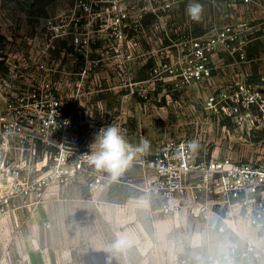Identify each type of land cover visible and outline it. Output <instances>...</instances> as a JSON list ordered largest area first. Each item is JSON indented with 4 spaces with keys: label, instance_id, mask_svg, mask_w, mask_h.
I'll list each match as a JSON object with an SVG mask.
<instances>
[{
    "label": "rangeland",
    "instance_id": "374dc122",
    "mask_svg": "<svg viewBox=\"0 0 264 264\" xmlns=\"http://www.w3.org/2000/svg\"><path fill=\"white\" fill-rule=\"evenodd\" d=\"M178 1L169 7L161 0H0V153L7 164L19 165L14 175L0 170V264H143L147 259L141 256L162 245L175 253L179 246L199 254L223 251L224 233L197 224L186 208L177 221L161 210L157 223L147 215L109 222L101 205L129 187L104 179L106 190L91 189L87 173L96 169L89 162L87 172L74 179L38 182L62 141L67 117L80 149L92 153L100 128L116 123L129 138L136 121L150 129L160 125L171 81L195 82H183L191 40L179 35L177 43L165 42L183 23L192 26ZM150 11L164 15L129 37L120 17L141 18ZM245 40L239 31L235 45ZM251 44L256 53L258 40ZM56 101L59 110L53 112ZM263 101L249 107L262 112ZM253 118L257 123V114ZM43 128L46 140L40 138ZM249 131L255 139L264 137V130ZM246 148L251 154L264 146ZM117 232L126 233L131 244L113 254L106 249Z\"/></svg>",
    "mask_w": 264,
    "mask_h": 264
},
{
    "label": "crops",
    "instance_id": "0c3cea01",
    "mask_svg": "<svg viewBox=\"0 0 264 264\" xmlns=\"http://www.w3.org/2000/svg\"><path fill=\"white\" fill-rule=\"evenodd\" d=\"M207 2V5H204L206 16L199 22L203 33L231 25L238 28L246 40L241 47L234 44L237 48L234 52L219 48L209 63L210 75L202 80L189 85L171 81L165 95L166 102L161 105L162 124L156 122L150 129L148 125L136 121L130 126L129 138L123 133L129 144L139 146L143 140H147L150 147L145 152L134 154L130 166L117 179L112 180L108 173L103 172L105 179L114 181L117 186L129 187L126 193L119 188V198H113L101 205L108 211V221L113 224L123 222L128 215L132 220H139L147 215L150 221H159L157 215L162 210L164 198L155 191L154 173L147 169L145 161L154 156L166 139L195 138L198 144V160L229 157L233 161L264 163V149L250 154L246 148L250 145L264 146V137L255 139L249 131L252 128L264 130L262 112L236 100L242 99L247 89H259L264 94V0L238 3H232L231 0ZM255 40H258L259 44L257 52L253 53L251 43ZM195 98H202L198 107L193 103ZM210 98L214 99L211 103ZM255 114L259 117L257 123L253 118ZM121 128L125 130V127ZM138 183L143 186H137ZM105 187L106 185H103L97 190L103 192ZM135 187L141 189L142 197L137 196ZM207 203L212 213L209 219L192 213L191 215L197 224H200V220L207 225L213 220H218L231 227L223 235L220 251L230 239L237 237V233L258 236L256 231L245 229L247 218L244 215L245 209L240 204H228L217 199ZM179 216L180 213H177L172 215V218L177 221ZM181 219L184 217L181 216ZM191 238L192 235L190 239L183 237V240L190 241ZM163 247L164 245L158 250H147L141 256L147 259L143 264H175V251ZM177 251H182V247L179 246Z\"/></svg>",
    "mask_w": 264,
    "mask_h": 264
},
{
    "label": "built area",
    "instance_id": "2783aa9c",
    "mask_svg": "<svg viewBox=\"0 0 264 264\" xmlns=\"http://www.w3.org/2000/svg\"><path fill=\"white\" fill-rule=\"evenodd\" d=\"M170 1L161 0L169 7ZM180 1L182 0L178 2ZM240 1L250 0H231L232 3ZM155 14L160 18L164 15L162 12ZM238 34V28L225 25L190 38L192 51L187 61L188 68L184 73L183 82L199 81L209 76L211 56L221 45L231 52L237 51L234 44ZM243 42H240L239 47ZM263 97L261 90L247 89L244 97L236 100L250 106L258 103L259 100L263 101ZM212 100L214 99L210 98L209 103ZM57 105L56 101L53 112H58ZM261 109L264 113L263 106ZM66 120L70 123L65 124ZM66 120L61 127L62 141L56 145L53 161L38 179L41 186L49 185L54 181L74 179L86 171L85 165L91 153L80 149L79 137L74 131L73 121L70 117ZM44 130L45 128L40 134L42 140L48 139L42 137L45 135ZM192 141L196 142L195 138L166 139L154 156L145 161L146 167L154 173L155 191L164 198L162 211L165 214H177L186 208L194 215L203 216L207 220L212 216L208 208L209 201L217 199L228 204H240L245 209L244 215L247 218L245 229L256 231L258 236L237 233V237L230 239L219 253L199 254L177 251L174 256L175 264H200L198 257L204 261V264H212L213 260L218 264H264V165L233 161L229 157L198 160L196 148L189 147ZM5 160V156L0 153V170L6 175H14L19 165L15 167L7 164ZM87 177V184L91 189L104 184L103 172L90 170ZM209 226L224 234L231 228L218 220L211 221ZM209 257L212 260H209Z\"/></svg>",
    "mask_w": 264,
    "mask_h": 264
},
{
    "label": "clouds",
    "instance_id": "9594fccd",
    "mask_svg": "<svg viewBox=\"0 0 264 264\" xmlns=\"http://www.w3.org/2000/svg\"><path fill=\"white\" fill-rule=\"evenodd\" d=\"M185 15L194 23H199L203 18L204 6L200 0H188L184 8ZM70 123L65 121V124ZM95 151L88 157V162L97 171L108 173L110 179L115 180L130 166L134 154L145 152L149 147V142L143 140L139 146H133L127 142L122 128L111 123L106 127L99 129L95 135ZM189 147L195 149L198 144L195 141L190 142ZM131 240L126 233L117 232L109 244L107 251L115 254L124 251L130 246ZM200 264H204L201 258ZM209 260H212L209 257ZM212 264H218L212 261Z\"/></svg>",
    "mask_w": 264,
    "mask_h": 264
},
{
    "label": "trees",
    "instance_id": "16d2710c",
    "mask_svg": "<svg viewBox=\"0 0 264 264\" xmlns=\"http://www.w3.org/2000/svg\"><path fill=\"white\" fill-rule=\"evenodd\" d=\"M182 3L183 6L186 5V3L188 2V0H182L180 1ZM179 2V3H180ZM160 17L153 13V12H147L145 13L141 18H133L131 17V15H126L124 17H121L119 19V22L121 23V26L123 27V30H125L127 32V35L129 37H133L135 34L138 33V30H144L145 26H149L150 23H153L155 21H159ZM139 23V24H138ZM189 25H194V22L192 23V21L190 22ZM186 26L185 23H183V25L181 26V30L177 33L171 32V35L168 37V39H171L172 42L169 43V40L167 41V37H164L166 39V44H175L178 42V36H184L185 35L188 37V39L195 37V36H199L201 34H203L202 29L200 26ZM164 39V40H165ZM177 40V41H176Z\"/></svg>",
    "mask_w": 264,
    "mask_h": 264
}]
</instances>
